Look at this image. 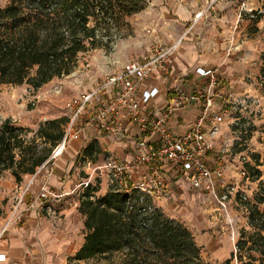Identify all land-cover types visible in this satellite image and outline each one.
I'll return each instance as SVG.
<instances>
[{"label": "trees", "instance_id": "obj_1", "mask_svg": "<svg viewBox=\"0 0 264 264\" xmlns=\"http://www.w3.org/2000/svg\"><path fill=\"white\" fill-rule=\"evenodd\" d=\"M149 1L7 0L0 4V85L28 83L38 89L71 73L81 54L109 50L113 33L126 25L125 18ZM262 17L264 13H255L254 19ZM67 121L66 116L45 120L32 137L10 119L2 121L0 174L10 169L18 183L25 174H34L61 142ZM235 128L241 130L243 139L257 129L255 125L240 129L239 123ZM261 132L264 135V124ZM101 152L94 139L82 148L76 163L95 160ZM251 158L255 165L248 162L245 167L259 177L264 151L251 153ZM99 190V183L90 181L81 192L78 210L85 217V236L67 264L100 258L104 259L101 264H207L193 233L156 207L151 195L132 185L127 191L117 183L105 194ZM256 200L264 203V185ZM248 224L251 231H242L232 255L240 264H264V208L252 205Z\"/></svg>", "mask_w": 264, "mask_h": 264}, {"label": "crops", "instance_id": "obj_2", "mask_svg": "<svg viewBox=\"0 0 264 264\" xmlns=\"http://www.w3.org/2000/svg\"><path fill=\"white\" fill-rule=\"evenodd\" d=\"M173 5L177 11L176 17H172L167 8L171 17L163 12L167 16L164 22L172 29L165 35L169 39L164 40L172 41L183 35V42L171 57L169 70L157 71L145 80L141 90L153 87L158 89L150 101V108L155 112L162 111L179 93L197 97L186 101L182 109L169 117L168 123L176 136L188 132L198 122L205 114L207 98L211 97L213 112L205 115L202 128L209 131L214 125L219 127V132L214 137L215 147L211 152L214 157L219 142L224 136L229 137V132H233L224 121V116L231 111L228 103L233 98H241L246 94L264 93V89L253 87L243 79L252 67L250 65H256L257 57L263 54L264 17L257 22L250 19V16L244 17L237 0H183L178 3L174 1ZM198 12H201V16L195 18ZM199 69L210 72L202 74ZM212 75L216 79L215 84H212ZM41 122L40 119L33 124L36 126L33 129L36 130ZM233 129L242 135L241 130L235 127ZM141 136V132L133 124L127 125L121 136L107 135L92 127L86 128L79 139L68 143L64 156L55 163V172L48 181V188L55 193V197L62 198L63 194L71 195L79 186L86 184L79 182L75 171L71 175L70 170L74 168L77 156L88 142L98 140L102 152L113 153L121 160H130L135 152V145L128 140H136ZM145 137L155 144L160 143L156 133ZM72 158H75V162ZM225 167L227 175L231 168H227V165ZM30 177L31 174H25L21 183L27 182ZM35 178L26 202L16 211L17 216L22 214L20 220L9 219L10 216L4 218V213L0 215V254L4 256L0 264H58L57 260H62L68 250V232H65V227L72 224L74 212L79 213V199L75 200L71 208H53L51 204H46L47 215L46 212H41L42 201L38 199L41 179L38 175ZM17 184L19 183L10 169L1 172L0 198L4 199L7 194L14 193ZM169 186L173 192L180 193L183 184L175 179ZM107 191L108 188H103L100 194ZM70 213L72 215L68 216Z\"/></svg>", "mask_w": 264, "mask_h": 264}, {"label": "rangeland", "instance_id": "obj_3", "mask_svg": "<svg viewBox=\"0 0 264 264\" xmlns=\"http://www.w3.org/2000/svg\"><path fill=\"white\" fill-rule=\"evenodd\" d=\"M174 1L178 3L183 0H150L145 8L125 18L126 25L123 26L120 33H113L109 50L99 48L81 54L77 67L71 73L56 77L38 89H34L28 83L0 85V123L10 119L16 125L29 130L28 137H32L39 128L37 126L36 130L33 129L36 127L33 124L39 122L40 119L43 122L66 116L65 103L70 97L102 82L107 75L118 73L124 63L148 51L156 40L169 39L165 35L172 29L164 22V18L167 16H164L163 12H166L168 17H176ZM6 2L7 0H0V4ZM237 4L240 6L239 8H242L244 17L250 16V19H254L255 13H264V0H237ZM166 8L170 11L171 16ZM261 53L263 54L259 58L257 57L256 65H250L252 67L249 68L243 79L251 86L261 87L263 90L264 62L262 59L264 51ZM240 75H242L241 72ZM56 84L63 87L61 94L54 92L53 87ZM228 105L231 111L224 116V121L228 123L233 132H229V137L222 135L224 139L219 142L220 145L217 148L219 151L217 150L216 153L224 155L225 165L227 168H231L227 172V180L237 184L239 190H245L248 198L244 200L239 195L233 197L231 201H227L226 212L225 209H218V203L215 200L199 196L189 183L182 181L183 187L180 188V193L170 189L167 194L153 197L156 207L171 218L182 222L193 233L207 264H240L232 254L236 252V243L242 231H251L248 224L249 209L252 205L264 208V203H258L256 200L257 193L261 191V185H264V165L258 166V169L261 170L259 177H256V171H254L249 173L250 178L247 179L239 170L240 167H245L248 162L255 165L251 153L263 154L264 151L262 142L264 135L261 132V126L264 124V93L255 92L241 98H233ZM43 117L46 119L43 120ZM237 122L241 125L240 129L249 130L252 125H255L257 129L253 130L252 136L248 140H244L240 132L233 129ZM71 140L66 141L64 152L61 155L52 158L49 164L36 174L40 176L42 185H49L48 181L55 172V163L64 156L66 147ZM38 141L40 142V139ZM60 144L61 142L53 151ZM106 154L107 151H103L95 160L88 158L85 161L77 162L70 170L71 175L74 170L79 182H98L100 190L109 189L112 184L109 173L106 170L93 172L95 165L104 163ZM68 158L66 157V159ZM72 160L75 162V158ZM88 160H92V164L89 165ZM35 179L30 185V178L27 182L19 184L29 185V193ZM85 185L79 186L71 195L63 194L62 198L49 196L44 199L43 206L51 204L53 208L56 206L71 208L74 206L75 200L80 199ZM27 195L24 197L23 203L26 202ZM0 206L4 218L10 216L9 219L20 220L15 214L17 194L9 193L4 199L0 198ZM46 208L41 209V212H46L48 215ZM71 215L72 213L68 216ZM72 216V224L65 227V232H68V250L65 251L62 260H57L58 264H67L68 257L73 255L84 241V217L80 212L78 214L74 212ZM102 261L104 259L100 258L83 261L81 264H101Z\"/></svg>", "mask_w": 264, "mask_h": 264}, {"label": "built area", "instance_id": "obj_4", "mask_svg": "<svg viewBox=\"0 0 264 264\" xmlns=\"http://www.w3.org/2000/svg\"><path fill=\"white\" fill-rule=\"evenodd\" d=\"M200 16L201 12H198L195 18ZM183 39L181 35L172 41L156 40L148 51L124 63L118 73L107 75L102 82L70 97L65 103L68 121L64 126L61 144L65 145L68 139H79L88 127L107 135L121 136L127 125H136L142 136L128 140L135 145L132 158L121 160L109 152L104 163L93 167V172L106 170L112 184L117 183L127 191H130L132 185L152 197L167 194L169 185L176 179L189 183L199 196L215 200L218 209L227 212V201L237 195L244 200L248 197L245 190H239L237 184L227 180L224 155L219 152L214 157L211 155L215 147L214 136L219 132V127L214 125L209 131L202 128L205 115L213 112L211 97L207 98L205 114L198 122L188 132L176 136L168 123L169 117L182 109L186 101L197 97L179 93L162 111L155 112L150 108V101L158 89L153 87L141 90L145 80L157 71L169 70L170 59ZM199 71L202 74L210 72L202 69ZM211 77L212 84H215L216 79L213 75ZM53 90L61 94L63 87L56 84ZM152 133L158 135L159 144L145 137ZM57 148L30 177L29 185L33 183L36 174L57 156ZM87 163L92 164L90 160ZM240 172L247 179L250 178L244 166ZM29 185L17 184L14 192L17 194L15 214L28 193ZM49 196H55V193L43 184L38 192V199L42 201L41 209L44 207V199ZM17 218L20 219L21 215ZM1 259H4L2 254Z\"/></svg>", "mask_w": 264, "mask_h": 264}, {"label": "bare ground", "instance_id": "obj_5", "mask_svg": "<svg viewBox=\"0 0 264 264\" xmlns=\"http://www.w3.org/2000/svg\"><path fill=\"white\" fill-rule=\"evenodd\" d=\"M64 144H60L59 147L57 148V156L60 155L64 149Z\"/></svg>", "mask_w": 264, "mask_h": 264}]
</instances>
